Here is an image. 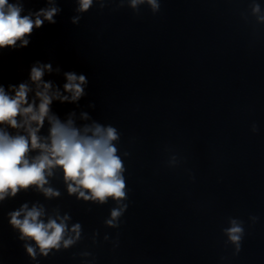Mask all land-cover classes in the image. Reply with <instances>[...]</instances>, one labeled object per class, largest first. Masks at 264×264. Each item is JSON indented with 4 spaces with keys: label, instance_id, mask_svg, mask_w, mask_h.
Masks as SVG:
<instances>
[{
    "label": "clouds",
    "instance_id": "clouds-1",
    "mask_svg": "<svg viewBox=\"0 0 264 264\" xmlns=\"http://www.w3.org/2000/svg\"><path fill=\"white\" fill-rule=\"evenodd\" d=\"M147 2L153 10L158 9L157 0H131V6ZM92 0H80V10L86 11ZM22 6L18 3H10L9 0H0V48L14 46L18 40L23 45L28 43L25 36L31 34L34 27L39 28L43 21L40 16L49 22L57 9L41 10L33 20L31 15H21ZM258 11L259 9H255ZM51 70L50 65L33 67L31 81L38 89L35 93L39 104L35 100L28 101V93L31 89L27 84L12 87L14 95H10L3 87H0V125H7L12 129H23L25 134L11 135L4 128H0V200L6 193L15 195L19 188H28L36 185L43 189L46 195H58L52 189H44L47 183L46 175L52 174V169L59 167L63 170L64 178L68 183L69 193H79L85 200H98L103 203L111 197L117 201L125 196V183L122 176L123 165L117 149L112 141L116 140L117 133L112 127H103L95 124L92 127L85 126L83 131L74 126L69 119L61 122L55 115H50V104L54 99L61 102H75L84 93L82 85L86 84L84 75L65 73L67 83L64 91L71 96H64L56 91H51V83H44L42 76L44 70ZM19 117V119H18ZM47 118L50 124L48 137L38 135ZM85 118L86 114H85ZM91 132V135L88 133ZM39 150L35 157H29L30 151ZM85 191L89 195H85ZM27 206L12 214L11 223L19 228L23 237L35 241L41 253L47 255L52 248H58L65 225L49 220L47 224L39 220L42 211L33 207L26 211ZM24 212L23 219H18ZM120 215L117 210L112 211V217ZM111 224V221H109ZM79 226L73 227L77 232ZM229 239L239 245L242 228L233 222V226L227 230ZM71 240H65L64 246L71 244ZM30 255L34 254L33 248L27 249Z\"/></svg>",
    "mask_w": 264,
    "mask_h": 264
}]
</instances>
